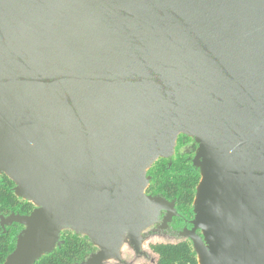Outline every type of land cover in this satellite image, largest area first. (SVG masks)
Segmentation results:
<instances>
[{"label":"water","instance_id":"95a60500","mask_svg":"<svg viewBox=\"0 0 264 264\" xmlns=\"http://www.w3.org/2000/svg\"><path fill=\"white\" fill-rule=\"evenodd\" d=\"M193 140L198 264H264V0H0V176L28 215L3 264L85 236L125 264L175 202L148 170Z\"/></svg>","mask_w":264,"mask_h":264},{"label":"trees","instance_id":"16d2710c","mask_svg":"<svg viewBox=\"0 0 264 264\" xmlns=\"http://www.w3.org/2000/svg\"><path fill=\"white\" fill-rule=\"evenodd\" d=\"M176 140L174 154L170 159H159L148 170L150 177L146 195L162 197L168 202L174 201L177 217L193 219L192 205L196 187L200 181L199 171L192 166V158L196 151L193 140L180 136ZM190 146L191 150H184ZM14 184L4 175L0 176V216L10 214L28 215L34 206L13 192ZM22 226L12 224L3 231L0 227V264L13 251ZM63 244L51 254L43 256L35 264H76L85 261L97 251L85 236L76 235L71 231L61 233ZM155 255L154 264H198L195 252L188 240L157 243L150 245ZM148 264V263H143Z\"/></svg>","mask_w":264,"mask_h":264},{"label":"rangeland","instance_id":"374dc122","mask_svg":"<svg viewBox=\"0 0 264 264\" xmlns=\"http://www.w3.org/2000/svg\"><path fill=\"white\" fill-rule=\"evenodd\" d=\"M179 140L181 141L182 138L179 137ZM184 150L190 151V146H185ZM157 230L156 226L154 228H151L141 235V251L143 252L144 256L136 255L132 249V247L129 245L128 241H124V245L120 251V257L121 260L125 264H154L155 261V255L150 250V245L157 244V243H167V242H176L178 241L177 238H172L169 235L164 234H157L155 231ZM105 264H120L115 260H111L108 262H105Z\"/></svg>","mask_w":264,"mask_h":264},{"label":"flooded vegetation","instance_id":"af4514ba","mask_svg":"<svg viewBox=\"0 0 264 264\" xmlns=\"http://www.w3.org/2000/svg\"><path fill=\"white\" fill-rule=\"evenodd\" d=\"M163 217H164V214H161L159 222L155 225L157 228L155 233L169 235L172 238H177L178 240H186V239L178 238V234L182 232L183 229H191V224H190L191 220L178 216V217L173 218L172 221L166 225L165 229H162ZM152 228H154V226Z\"/></svg>","mask_w":264,"mask_h":264}]
</instances>
